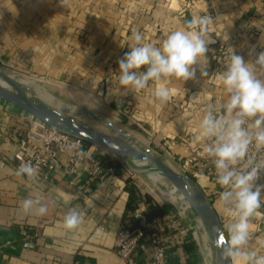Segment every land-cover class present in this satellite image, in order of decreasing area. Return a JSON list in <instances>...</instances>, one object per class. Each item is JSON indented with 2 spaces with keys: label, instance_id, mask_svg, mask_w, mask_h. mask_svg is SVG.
I'll use <instances>...</instances> for the list:
<instances>
[{
  "label": "crops",
  "instance_id": "0c3cea01",
  "mask_svg": "<svg viewBox=\"0 0 264 264\" xmlns=\"http://www.w3.org/2000/svg\"><path fill=\"white\" fill-rule=\"evenodd\" d=\"M13 1L0 0V65L21 69L28 56L29 73L50 80L51 86L44 87L52 97L47 102L61 111L81 115L61 101L62 94L73 93L85 108L107 107L119 120L125 115V125L154 151L194 175L224 227L229 218L218 204L221 189L215 177L197 170L201 159L189 171L187 160L190 145L203 148L195 137L204 105L225 98L218 75L225 68L227 49L233 48L246 62H254L264 52V0H67L63 5L60 0ZM204 14L214 20L207 25V35L215 43L207 46L206 60H202L207 63V76H201L196 65L193 80L171 79L167 82L171 96L163 105L153 95L157 85L152 82L140 93L119 84L118 60L130 51L134 31L142 33L144 42L159 46L186 19ZM31 116L0 98V261L126 264L116 252V240L128 211L150 204L156 215L168 216L174 211L172 202L140 175L131 183L121 168L102 178L83 171L72 185L61 165L43 189L31 185L27 177H17L14 153ZM100 151L109 158V153ZM36 194L47 207L42 216L21 209L22 201ZM73 207L84 213L82 223L67 230L63 219ZM260 211L264 213V208ZM257 219L264 230V216ZM167 237H173L170 244L166 239L173 262L191 254V245L181 240L183 235L176 231ZM251 247L257 248L256 241H251ZM178 248L184 253H178ZM139 254L141 259L146 257L143 249Z\"/></svg>",
  "mask_w": 264,
  "mask_h": 264
},
{
  "label": "clouds",
  "instance_id": "9594fccd",
  "mask_svg": "<svg viewBox=\"0 0 264 264\" xmlns=\"http://www.w3.org/2000/svg\"><path fill=\"white\" fill-rule=\"evenodd\" d=\"M61 4L67 0H60ZM214 22L207 14L184 21V26L167 33L159 46L144 42L139 31L132 33L133 42L118 60L119 84L133 93L157 85L153 95L161 105L170 99L167 82L175 78L188 81L207 76L208 45L215 41L207 35V25ZM224 70L218 80L225 98L204 105L195 139L202 143L201 155L214 166L215 179L221 191L218 204L229 218L219 239L225 241L220 259L227 264H264V254L251 247L252 222L264 216V185L257 180L264 175V52L254 62H246L231 47ZM17 177L38 178V166L22 161ZM24 213L35 210L44 215L47 207L36 194L21 203ZM84 213L71 208L63 219V227L76 229ZM226 233V235H225Z\"/></svg>",
  "mask_w": 264,
  "mask_h": 264
},
{
  "label": "built area",
  "instance_id": "2783aa9c",
  "mask_svg": "<svg viewBox=\"0 0 264 264\" xmlns=\"http://www.w3.org/2000/svg\"><path fill=\"white\" fill-rule=\"evenodd\" d=\"M100 150L95 145L63 132L32 115L29 126L18 139L14 153L15 168L17 169L22 161H30L34 166H38V178L35 181L30 180V183L42 189L50 182L51 174L61 165L72 185L81 177L83 171L94 178H102L115 175L117 168H121L126 173L131 183L137 181L139 176L133 169L111 155L106 158V154H102ZM190 151L191 156L187 160L190 164L189 171H194L191 166L201 159L202 163L197 170L215 177L214 166L201 155L202 151L192 145H190ZM263 181L264 175H261L256 183ZM181 212L188 231H191L190 233L198 241L196 231L187 219L185 211ZM168 218L156 215L153 205L134 206L128 211L119 228L116 240L117 254L126 264H191L190 255L180 262H173L169 253V244L173 237L169 239L170 237L167 236L175 233L178 228L173 218ZM254 222L256 228L253 229L252 240L257 243L256 250L264 254L262 222L259 219ZM166 239H169V244ZM140 249L145 252L144 259L140 258ZM177 251L184 253L182 248H178ZM0 264H2L1 261Z\"/></svg>",
  "mask_w": 264,
  "mask_h": 264
},
{
  "label": "water",
  "instance_id": "95a60500",
  "mask_svg": "<svg viewBox=\"0 0 264 264\" xmlns=\"http://www.w3.org/2000/svg\"><path fill=\"white\" fill-rule=\"evenodd\" d=\"M13 75L21 76L7 72L0 65V78L6 83V85L0 84L1 99L14 103L34 117L63 132L95 145L129 166L141 177L145 178L147 176L156 187L158 186L149 177V174L158 173L164 176L165 179L178 189L183 199L191 205L196 217H199L201 220L203 231L198 228V225L195 228V221H192L187 215V219L196 231L198 241L200 242V239L203 238L205 245L209 244L213 247L215 255L210 252L208 246L206 249L209 250V254L215 260L216 264H227V261L220 259V253L225 242L219 239L218 236V231L223 229L220 217L204 189L190 173L185 171L181 166L164 159L143 140L126 129H122L109 118L101 115L97 116V119L111 128L113 132L103 131L93 125L83 123L80 120L81 115L74 116L71 113H67V111H60L52 105L30 97L14 81ZM72 107L77 108L78 105ZM80 109L84 111L86 108L80 107ZM141 162H145L146 165H140ZM172 204L176 206L173 202Z\"/></svg>",
  "mask_w": 264,
  "mask_h": 264
},
{
  "label": "rangeland",
  "instance_id": "374dc122",
  "mask_svg": "<svg viewBox=\"0 0 264 264\" xmlns=\"http://www.w3.org/2000/svg\"><path fill=\"white\" fill-rule=\"evenodd\" d=\"M11 1L15 2L13 0H11ZM16 3H19V2H16ZM25 59L26 60L24 61V63L26 65L23 66L21 69H19L18 67H13V66H5L4 69L9 73L21 75L23 77L28 78L29 80L31 79V82H33V83L30 82L28 84L32 88H36V87L40 88L41 86H43V87H46L48 89V87L51 86L50 80L47 77H40L41 79L35 78L32 75V73H29L28 68H27L28 56ZM34 81H36V82H34ZM43 87H41L40 89H42L44 92L51 95V93L47 92V90H45L46 88L44 89ZM62 95H63V98L61 97L62 102L69 105L70 108H72V110H74V111L76 110L77 112H79L81 114L80 120L83 123L93 125L99 129L103 130V131L113 132L111 128H109L106 124L102 123L101 121H99L97 119V116L101 115V116H104L106 118L111 119L112 121H114L116 123V125H118L122 129H126L127 131H129L130 133H132L133 135L138 137L139 139L143 140L142 137L139 136L138 133H134L127 125H125V121H124L125 115L122 116V118L120 117V120H119L115 117V114H114V112H112V109H108L107 107H104L105 110L104 109H98V108L95 109V108L91 107V108H86L83 111L82 109H80V107H84L82 105L83 102L76 100L75 95L73 93L62 94ZM57 96L60 97L59 95H57ZM59 105H63V104H59ZM74 105H76V106L78 105L77 108L80 109V111H78V109H75L74 107H72ZM63 106L67 107L66 109H68V106H66V105H63ZM109 110L111 112H109ZM67 113H70V112L68 111ZM145 143H147V142H145ZM180 166H182V165H180ZM143 179H144V181H147L148 183L153 185L147 176H145V178H143ZM195 180L197 181L196 178H195ZM153 187H156V186L153 185ZM156 189L158 192L160 191L159 193H161L164 197H166V195L160 190V188L156 187ZM180 197H181V200L183 201L182 195ZM173 207H174V211L172 210L167 217H169L170 219L173 218V220L175 222V226L178 228L177 229L178 235H180V236L183 235V237H181V240L183 241V243L186 241V242H188L187 245H191V247H192L191 248V254L189 253L191 256V264H216L215 260L212 258V256H210L209 250L206 249V245H205L203 238L200 239V242L198 243V241L194 238L193 234L190 233L191 231L190 232L188 231L187 223L185 222L184 218L181 217V214H180V213H182L181 211L184 210L183 207L182 206L179 207L177 205L176 206L173 205ZM191 219H192V221L193 220L195 221L194 222L195 228L198 225V228L202 229V227H200L201 220L199 219V217H196V215L192 213ZM194 231H195V229H194ZM202 231H203V229H202Z\"/></svg>",
  "mask_w": 264,
  "mask_h": 264
},
{
  "label": "bare ground",
  "instance_id": "6f19581e",
  "mask_svg": "<svg viewBox=\"0 0 264 264\" xmlns=\"http://www.w3.org/2000/svg\"><path fill=\"white\" fill-rule=\"evenodd\" d=\"M13 79L27 92V94L30 97L39 99L40 101H43L44 103H47V104H48L47 101H50L52 99L51 95H49L48 93H46L42 89H40L43 86H41L40 88L39 87H36V88L30 87V85L28 83H30L31 80H29L28 78L13 75ZM31 83H33V82H31ZM0 84L6 85V83L1 78H0ZM58 110H60V109L58 108ZM140 165H146V163L141 162ZM149 177L165 193L166 197L171 202H173L175 205H177L179 207L180 206L183 207L186 216L188 215L191 218V214L192 213L195 214L191 205L185 199H183V201L181 200V197H180L181 194L178 191V189L172 183H170L167 179H165L164 176H162L161 174H158V173H151V174H149ZM200 227H202L201 224H200ZM207 246L209 247L210 252L215 255L213 247H211V245H209V244L206 245V248H207Z\"/></svg>",
  "mask_w": 264,
  "mask_h": 264
},
{
  "label": "trees",
  "instance_id": "16d2710c",
  "mask_svg": "<svg viewBox=\"0 0 264 264\" xmlns=\"http://www.w3.org/2000/svg\"><path fill=\"white\" fill-rule=\"evenodd\" d=\"M155 212H156V210H155Z\"/></svg>",
  "mask_w": 264,
  "mask_h": 264
}]
</instances>
